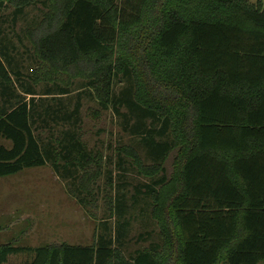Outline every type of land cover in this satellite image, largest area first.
<instances>
[{"label":"trees","instance_id":"trees-1","mask_svg":"<svg viewBox=\"0 0 264 264\" xmlns=\"http://www.w3.org/2000/svg\"><path fill=\"white\" fill-rule=\"evenodd\" d=\"M31 6L35 75L5 27L16 31ZM86 97L130 132L118 151L151 179L136 193L159 241L126 250L123 193L93 244H0V264L264 263V0H0V178L50 166L82 206L95 203L103 157L80 134ZM216 160L252 171L217 183L204 172Z\"/></svg>","mask_w":264,"mask_h":264},{"label":"rangeland","instance_id":"rangeland-1","mask_svg":"<svg viewBox=\"0 0 264 264\" xmlns=\"http://www.w3.org/2000/svg\"><path fill=\"white\" fill-rule=\"evenodd\" d=\"M39 15V10L31 6L18 21L16 31L5 24L8 36L18 46L19 51L15 53L22 52L19 59L28 75L36 74L33 61L35 55L24 31L30 27L32 18ZM18 32L23 36L27 47L20 44L16 36ZM126 82L124 80L118 83V94L127 86ZM83 103L80 134L88 150L98 152L103 157L95 186L97 200L95 203L89 200L87 206H82L71 193L69 182L72 179L59 178L50 166L32 168L14 176L0 178V244H93L101 231V222L107 221L105 217H109L111 198L116 199L123 193L127 195L128 204L133 205L127 213L131 216V227L129 234L124 236L126 250L134 252L137 248L159 241L156 222L150 216L149 199L136 193L139 184L150 183L151 179L139 175L130 165V159L124 154L120 155L118 151L120 146L132 143L130 132L125 130L124 122L117 119L111 111H102L96 115L92 111L98 109L94 100L86 97ZM119 157L125 158L126 171H123L122 163L119 164ZM172 160L171 157L166 164L169 172L172 169ZM92 168L97 169L98 165L94 163ZM134 197H137V202L133 204ZM115 221L112 219L108 223L113 235L117 236L118 227ZM146 232L153 234L140 242L139 235ZM28 259L27 255H16L10 258V262L22 263Z\"/></svg>","mask_w":264,"mask_h":264},{"label":"crops","instance_id":"crops-1","mask_svg":"<svg viewBox=\"0 0 264 264\" xmlns=\"http://www.w3.org/2000/svg\"><path fill=\"white\" fill-rule=\"evenodd\" d=\"M239 151V150H237ZM220 156L227 157L228 154L226 152H221ZM252 167L247 163L236 164L234 167L233 164H220L219 161H214L212 164H206L204 168L205 178L213 177L212 181L217 183H224L228 185H232V183H241L243 182V178L240 175V170L244 172H249ZM252 171V170H251ZM264 264V263H260Z\"/></svg>","mask_w":264,"mask_h":264}]
</instances>
